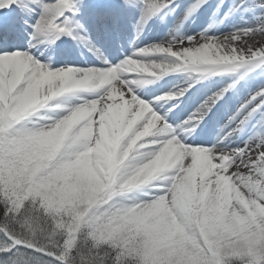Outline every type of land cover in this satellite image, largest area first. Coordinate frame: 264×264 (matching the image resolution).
Listing matches in <instances>:
<instances>
[{
  "label": "snow or ice",
  "instance_id": "snow-or-ice-1",
  "mask_svg": "<svg viewBox=\"0 0 264 264\" xmlns=\"http://www.w3.org/2000/svg\"><path fill=\"white\" fill-rule=\"evenodd\" d=\"M0 264H264V0H0Z\"/></svg>",
  "mask_w": 264,
  "mask_h": 264
},
{
  "label": "bare ground",
  "instance_id": "bare-ground-1",
  "mask_svg": "<svg viewBox=\"0 0 264 264\" xmlns=\"http://www.w3.org/2000/svg\"><path fill=\"white\" fill-rule=\"evenodd\" d=\"M200 23H198L195 27H196V29L197 30H201L202 29V27H200ZM180 79V77L179 76H176L173 80H179ZM215 79H217V78H215ZM219 79V78H218ZM208 83L209 82H203L200 86H197V87H206L207 85H208Z\"/></svg>",
  "mask_w": 264,
  "mask_h": 264
},
{
  "label": "clouds",
  "instance_id": "clouds-1",
  "mask_svg": "<svg viewBox=\"0 0 264 264\" xmlns=\"http://www.w3.org/2000/svg\"><path fill=\"white\" fill-rule=\"evenodd\" d=\"M67 131H68V128L65 127V128L61 131V136H63L64 134H66ZM192 219H193L192 217H188V223H192ZM237 223H239V222H237Z\"/></svg>",
  "mask_w": 264,
  "mask_h": 264
},
{
  "label": "rangeland",
  "instance_id": "rangeland-1",
  "mask_svg": "<svg viewBox=\"0 0 264 264\" xmlns=\"http://www.w3.org/2000/svg\"><path fill=\"white\" fill-rule=\"evenodd\" d=\"M198 23H200V24H202V25H205L204 27H207V22L206 21H200V22H198ZM197 23V24H198ZM202 25H200V26H202ZM218 78H220V77H217V79ZM212 79H215V77H213ZM205 82H209V81H205Z\"/></svg>",
  "mask_w": 264,
  "mask_h": 264
}]
</instances>
